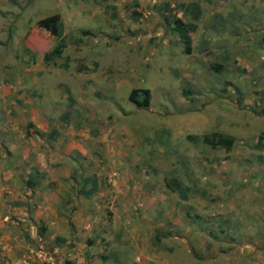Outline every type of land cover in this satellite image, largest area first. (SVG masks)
<instances>
[{"label": "rangeland", "instance_id": "1", "mask_svg": "<svg viewBox=\"0 0 264 264\" xmlns=\"http://www.w3.org/2000/svg\"><path fill=\"white\" fill-rule=\"evenodd\" d=\"M29 1L0 0V70L82 71L46 74L57 89L35 90L33 101L42 103L40 118L75 134L61 135L65 143L85 151L70 156L80 175L70 178L98 180L117 195L91 201L96 220L116 231L90 256L102 255L103 264H264V151L255 145L264 144V97L252 91L253 75L261 83L264 72L255 61L249 70H228L236 66L212 53L235 39L245 44L250 29L264 37V23L244 25L261 17L263 3L89 0L92 24H81L88 32L76 41L74 28L50 23L40 28L48 36L34 30L24 14L42 12L47 1L24 11ZM174 20L195 25L189 55L171 30ZM55 47L60 55L44 60ZM246 49L264 64V43ZM131 90L148 91L146 108L128 101ZM5 106L2 99L0 119ZM213 133L232 137L231 148L203 144Z\"/></svg>", "mask_w": 264, "mask_h": 264}, {"label": "crops", "instance_id": "2", "mask_svg": "<svg viewBox=\"0 0 264 264\" xmlns=\"http://www.w3.org/2000/svg\"><path fill=\"white\" fill-rule=\"evenodd\" d=\"M32 1H47L45 7L42 5V12L38 8L35 9L36 14H24V19L42 35L48 36V32L40 28L50 23L58 24L61 28H74V39L79 41L84 38L82 32H88L81 29V24H92L91 8L87 4L89 0H51L50 3V0H30L24 11ZM261 3L264 5V0H258L251 8ZM246 6H249V2ZM46 7L48 10L43 13ZM260 13V18L241 22L257 28L258 23H264V11ZM247 33L245 44H239L241 41L235 39L226 52L215 50L212 53L216 55L218 63L236 66L228 70H249L255 61V70L264 72V64L253 59L246 49L248 44L264 43V37L253 35L251 29L244 32L245 35ZM129 39L136 42L140 38ZM203 41L210 42L204 38ZM165 44L175 49L168 45V41ZM219 47L220 43L211 48ZM22 50L24 52L23 46ZM23 52L21 57L24 60ZM37 57L36 54L35 59ZM52 72L58 75L65 72L82 73H75L74 70H0V101L4 99L8 105L3 107L7 108L0 119V264H103L100 248L98 258L90 256L91 248L116 231L111 230L106 221L96 220L91 201L100 202L105 196L115 198L117 195L111 196L110 192L103 191L100 181L96 180L98 191L94 195L83 196L80 192L83 180L78 185L70 178L72 173L76 178L80 176L74 174L78 168L70 156L76 151L84 155L85 151L73 140L65 143L61 135L74 137L75 134L69 131L61 133L59 124L54 122L55 118H40L44 113V110L39 112V104L42 103L33 101L40 98H35V90L51 92L57 89L58 85L45 77ZM253 77L255 86L252 91H259L258 98L261 99L264 97V80L258 83ZM70 104H73L71 100ZM10 110L11 116L8 115ZM51 130L57 133H51ZM94 170H103V167L88 171ZM95 174L97 177L98 174ZM87 184L84 185L85 190H88ZM108 185V188L113 187ZM57 238L63 241L56 242Z\"/></svg>", "mask_w": 264, "mask_h": 264}, {"label": "trees", "instance_id": "3", "mask_svg": "<svg viewBox=\"0 0 264 264\" xmlns=\"http://www.w3.org/2000/svg\"><path fill=\"white\" fill-rule=\"evenodd\" d=\"M190 6L196 8V4L192 3ZM196 11V15L194 16V19L197 17L198 11ZM172 28L171 30L176 33L178 37V41L181 44L182 47V53L185 55H189L191 52V39L189 32L195 30V25H190V24H184L180 20H174L172 23ZM83 35H86V32H82ZM57 38L60 37L59 32L56 34ZM59 49L53 48L50 52L46 53L43 55L44 60H48V57H57L60 55ZM50 60V59H49ZM216 70V68L214 69ZM140 94V95H139ZM148 98H149V93L147 90H131L127 96V99L130 103L135 105L137 108H146L148 106ZM202 143L205 145H208L210 147H220L228 151L232 144H233V138L230 136H224L220 134H210V135H204L202 137ZM257 147H260L264 151V144L261 142V138H258L255 144ZM88 182H91V188L88 190H85V183L87 184ZM96 188V183L95 180L89 178L84 179L83 183L80 187V192L83 194V196H89L93 193V191ZM56 242H62V239L57 238L55 240ZM69 264V263H66Z\"/></svg>", "mask_w": 264, "mask_h": 264}]
</instances>
